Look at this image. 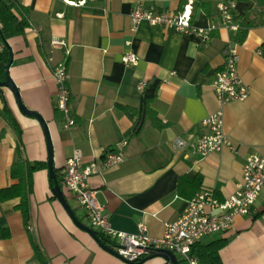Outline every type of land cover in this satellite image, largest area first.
Returning <instances> with one entry per match:
<instances>
[{"label": "crops", "instance_id": "crops-1", "mask_svg": "<svg viewBox=\"0 0 264 264\" xmlns=\"http://www.w3.org/2000/svg\"><path fill=\"white\" fill-rule=\"evenodd\" d=\"M17 1L27 8L32 25L7 40L9 75L23 104L48 125L57 174L63 177L75 151L82 153L85 166L100 161L119 141H128L120 164L89 178L114 229L138 233L144 223L151 236L161 237L165 224L177 220L198 193L212 190L226 199L242 180L246 158L264 156V22L251 27L240 42L237 31L222 26L209 39L147 20L132 30L131 12L138 5L176 12L189 0ZM217 3L207 0L203 6L193 0V24H221ZM246 6L251 3L237 2L235 15L246 17ZM54 39L67 46L54 45ZM229 45L237 47L239 72L251 91L247 99L225 106V132L234 148L201 157L194 144L209 133L205 119L219 108L214 81ZM130 50L140 57L137 65L123 62ZM64 59L77 121L70 129L56 107L53 69ZM141 80L146 82L143 91ZM41 124L38 117L21 112L11 88L0 86V189L15 182L11 165L20 148L29 160L48 164ZM178 137L188 142L184 150L174 149ZM49 177L48 167L33 174L28 224L18 208L19 197H0V224L11 233L0 239V264H171L159 255L131 263L106 250L75 223L51 191ZM61 188L69 204L73 200L81 208L83 218L72 205L78 219L90 226L85 209ZM219 238L228 239L219 252L223 264H264V191L250 215H236L230 229L203 238L195 250Z\"/></svg>", "mask_w": 264, "mask_h": 264}, {"label": "built area", "instance_id": "built-area-1", "mask_svg": "<svg viewBox=\"0 0 264 264\" xmlns=\"http://www.w3.org/2000/svg\"><path fill=\"white\" fill-rule=\"evenodd\" d=\"M84 2L86 0L70 1L74 5H81ZM236 5V0H218L221 24L213 22L207 28L193 24V0H189L176 12L158 9L156 6L146 9L138 5L131 12V28L135 31L142 21L147 20L154 26H164L183 33H200L203 38L209 39L212 32L220 26L233 31L239 30L240 23L234 12ZM52 43L56 46H67V43L60 39H54ZM128 44L131 42L128 41ZM139 58L136 52L130 50L123 55V62L134 66L138 64ZM239 61L237 47L229 45L226 49L224 66L217 72L214 81L219 108L205 119V124L210 128L209 133L201 136L194 144L195 150L201 157L226 147L234 148L225 132V106L233 101L247 99L251 91V87L239 72ZM67 65V60L64 59L54 67L53 72L58 83L56 107L64 112L65 127L70 129L76 125V118L71 109ZM145 86L146 82L141 80L138 88L143 91ZM187 144L184 138L178 137L173 146L175 150H184ZM127 145V140L119 141L113 149L104 153L100 161L94 160L85 166H83L82 153L79 150L75 151L66 163L62 180V187L71 191L78 205L85 209L90 226L109 239L111 241L109 244L125 261L136 263L151 253L164 249L182 256L189 264H199L193 253L195 245L207 236L230 229L236 215H250L260 194L264 191V156L252 153L246 158L242 180L234 194L221 200L212 190L198 193L190 200L187 210L177 220L165 224L161 237L151 236L144 223L139 224L138 233L116 230L112 227L106 205L99 201L89 178L120 164L124 160ZM28 228L33 230L30 224Z\"/></svg>", "mask_w": 264, "mask_h": 264}, {"label": "trees", "instance_id": "trees-1", "mask_svg": "<svg viewBox=\"0 0 264 264\" xmlns=\"http://www.w3.org/2000/svg\"><path fill=\"white\" fill-rule=\"evenodd\" d=\"M186 2V0H183ZM207 0H195V3L205 5ZM237 2H250L251 6H246V17L242 14L236 16L240 23V28L237 31V40L243 42L251 27L264 22V0H236ZM252 14L259 17H252ZM30 18L27 15V8L21 5L17 0H0V43L3 44V49L0 51V79H6V67L10 61L11 49L7 44L8 38L23 34L27 28L31 26ZM77 122V121H76ZM20 148V157L11 165V174L14 183L0 189V197L2 200L12 198H20L18 208L22 211L26 224L31 218V194L33 190V174L36 170L48 167L45 161H31L22 152ZM58 175V174H57ZM59 178V183L62 186L63 177ZM53 186V181L51 180ZM8 227L0 224V239L10 237ZM111 242L106 239V243ZM228 243V239L219 238L211 240L208 244L202 246L199 251L193 249V253L197 254L202 264H223L220 258V250ZM36 249L39 252L38 247Z\"/></svg>", "mask_w": 264, "mask_h": 264}, {"label": "water", "instance_id": "water-1", "mask_svg": "<svg viewBox=\"0 0 264 264\" xmlns=\"http://www.w3.org/2000/svg\"><path fill=\"white\" fill-rule=\"evenodd\" d=\"M0 86H7V87L11 88L13 90V92L15 93V96H16V99H17V102H18V105H19L21 112H23L24 114H27V115H33V116L38 117L42 123L41 125H43V127L45 129L47 140H48V150L47 151L49 153V158H48V169H49V175H50L49 178L53 181V186H52L51 191H53L54 195L64 205L66 210L69 212V214L71 215V217L74 219L75 223L79 227L88 231L102 245V247H104L106 250H108V251H110L116 255H119L109 243H106L107 238L101 232H99L97 229H95L89 225H85L84 223H82L78 219V217L76 216V214L74 212L72 205L69 204V202H68V200L64 194V191H62L63 189L61 188V185L59 183V178H58L55 166H54L53 147H52L51 138H49L50 134H49V130H48V125L38 113L32 112V110L28 109L23 104L22 100L20 99V94L18 93V89H17L16 85L14 84V82L12 81V79L10 78L9 65L7 66V69H6V79L0 80ZM158 255L164 257L171 264H181V261L178 259V256L174 252H171L169 250H164V249L153 252L150 255H148L147 257L143 258L142 260H140L139 262H136V263L144 262L147 259H150V258L158 256ZM119 257L122 258L120 255H119ZM131 263H134V262H131Z\"/></svg>", "mask_w": 264, "mask_h": 264}, {"label": "rangeland", "instance_id": "rangeland-1", "mask_svg": "<svg viewBox=\"0 0 264 264\" xmlns=\"http://www.w3.org/2000/svg\"><path fill=\"white\" fill-rule=\"evenodd\" d=\"M71 203H72V205L76 208L77 213L80 215V217H82L83 214H82L81 208H78V207H77V204H76L73 200L71 201ZM82 218H83V217H82ZM99 230H100V229H99ZM179 257H180V259H182L181 264H189L186 260H183V257H182V256L179 255Z\"/></svg>", "mask_w": 264, "mask_h": 264}]
</instances>
